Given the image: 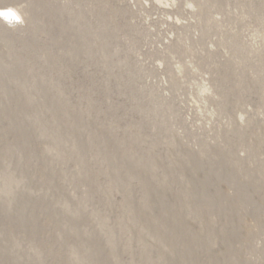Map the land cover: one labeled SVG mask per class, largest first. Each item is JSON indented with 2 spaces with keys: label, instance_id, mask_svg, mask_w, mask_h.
I'll return each mask as SVG.
<instances>
[{
  "label": "rangeland",
  "instance_id": "rangeland-1",
  "mask_svg": "<svg viewBox=\"0 0 264 264\" xmlns=\"http://www.w3.org/2000/svg\"><path fill=\"white\" fill-rule=\"evenodd\" d=\"M0 264H264V0H0Z\"/></svg>",
  "mask_w": 264,
  "mask_h": 264
},
{
  "label": "clouds",
  "instance_id": "clouds-1",
  "mask_svg": "<svg viewBox=\"0 0 264 264\" xmlns=\"http://www.w3.org/2000/svg\"><path fill=\"white\" fill-rule=\"evenodd\" d=\"M7 13H14L15 17H18L19 19H16L15 17L11 15H6ZM0 16L7 17L10 20H20L21 19V17L18 14H16L12 9H9L7 11H0Z\"/></svg>",
  "mask_w": 264,
  "mask_h": 264
},
{
  "label": "snow or ice",
  "instance_id": "snow-or-ice-1",
  "mask_svg": "<svg viewBox=\"0 0 264 264\" xmlns=\"http://www.w3.org/2000/svg\"><path fill=\"white\" fill-rule=\"evenodd\" d=\"M6 15H11L13 17H15V14L14 13H7ZM16 19H19L18 17H15Z\"/></svg>",
  "mask_w": 264,
  "mask_h": 264
}]
</instances>
